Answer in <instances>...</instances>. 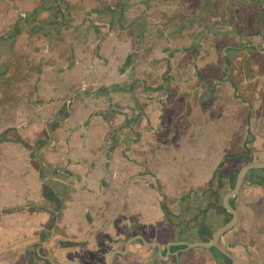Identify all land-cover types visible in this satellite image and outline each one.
<instances>
[{
    "label": "crops",
    "instance_id": "0c3cea01",
    "mask_svg": "<svg viewBox=\"0 0 264 264\" xmlns=\"http://www.w3.org/2000/svg\"><path fill=\"white\" fill-rule=\"evenodd\" d=\"M226 2L202 27L207 42L184 25L166 28L170 0L107 3L114 12L98 2L100 18L130 27L93 29L107 42L84 52L90 32L80 34L75 20L89 8L66 29L62 0H0V264H108L127 244L114 264H221L216 248L184 246L204 242L201 224L163 222L207 206L227 165L225 211L240 170L264 162V152L250 161L264 151V0ZM57 32L60 56L29 67L24 39L48 38L52 48ZM30 79L46 88L25 98ZM252 174L264 171L247 175L231 201L238 223L221 240L235 264H264V182L248 181ZM140 234L162 245L158 255L136 248Z\"/></svg>",
    "mask_w": 264,
    "mask_h": 264
},
{
    "label": "rangeland",
    "instance_id": "374dc122",
    "mask_svg": "<svg viewBox=\"0 0 264 264\" xmlns=\"http://www.w3.org/2000/svg\"><path fill=\"white\" fill-rule=\"evenodd\" d=\"M2 1L5 2L7 0H2ZM62 1H63V3H65V6L62 7L63 11H62V9H60V12L62 13L61 16H63V19H64V22L62 23V27L67 26L66 29L73 27L70 24L69 20L67 19V18H70L69 16H71V15L73 16V14H75L77 12H82V11L84 12V9L87 10V8H89L87 10L88 15L86 17H84L83 20H81V19L75 20V23H78L77 27L79 29L78 31L80 32V34L83 32H85V33L87 32L89 34V32H90V36L87 34V36H89L88 38H83V37L81 38L82 39L81 40L82 45L85 44L87 46L86 50L84 52L89 51V50L91 52L92 48H94L96 46H100V45L104 44L105 42H107V40L103 39V34H105L104 32L101 35L95 34L96 37H95V35L92 36L93 29L95 31L97 29H99L97 31L106 30L107 33L113 34V31L119 30L120 28L123 29L124 31H126L130 27V25L127 24L126 20H122V19L120 20L118 18V16H116V15H113L111 17L112 20L109 17H105L102 19L99 17L101 15V12L100 13L96 12V7H97L98 2L102 3V5L104 6V8L106 10H108L110 12L111 11L114 12L116 10V6H114V4L116 5L118 0H62ZM170 1H172V4L169 6L168 15L162 17L163 20L166 22V25H167L166 28L170 29V27L172 26V28L174 29V26H177L178 32H179L180 30H184V27H186L187 29L183 31L185 34H190L191 36H196L197 38L202 39V41H204V42H207L209 40L208 35H211V34L209 31L203 32L202 27L203 26L207 27L209 24H212L213 17L216 14L223 13L222 11H219V10H223L224 5L227 4L226 0H170ZM111 2H115V3L114 4H107V3H111ZM117 11L119 12L118 9H117ZM57 13H58V10H57ZM96 13L99 15H97ZM103 14H105V12H103ZM118 15H120V14L118 13ZM197 18H199L201 21H199ZM193 19H195L197 21L195 23H193ZM220 21H223L222 18H215L214 22L217 23ZM183 25H184V27H183ZM85 28H86V30H85ZM59 29H61V28H59ZM45 32H47V31H45ZM57 34L59 36H56V40H55V44H54L55 47H52V48L50 47L51 41H48V38L46 39V41H45V39L39 38L38 36H34L32 39H31V36L30 37L27 36L24 39L25 43H23V49L22 50L24 53V60L26 61V63L28 64L29 67L32 66V67L36 68V66H38V64H43L44 67L45 66L50 67L51 63L54 62L55 58L58 55L60 56V50L57 48V46L59 45L60 40L64 43V37L60 35L61 34L60 32H57ZM157 39L158 38L152 39L153 46L155 44H158ZM39 41H42L43 43L39 44ZM49 53H51V54H49ZM1 55H4V54H1V49H0V56ZM46 63H49L50 65L46 64ZM15 68H16V65L11 64V66L7 70L10 76L13 75ZM26 70H27V68L25 67V71ZM46 72H48V71H44L43 76L44 75L47 76ZM2 73L3 72L0 73V76L3 75ZM91 77L93 78V80L96 79V73H92ZM39 81H42V79H39ZM42 84H40L38 86L37 84H35L34 80H32V79L26 81V83L24 85L25 89L23 90V93L25 94V98H27L29 95L31 97V95L38 94L39 90L37 89V87H39L41 89L42 88L45 89L46 88L45 85L44 84L42 85ZM94 85H95V83L93 85H91L90 88L96 89L97 87ZM14 87L15 86H12V87L9 86L8 87L10 96L16 92L15 90H13ZM34 87L36 88L35 90L33 89ZM20 92L21 91H19V93ZM2 93H3V91L1 90V87H0V94H2ZM93 93H95V92H93ZM0 98L4 99V97H1V96H0ZM35 136H36V134L34 135V137ZM1 139H3V136L0 138V140ZM263 152H264L263 150L256 149L257 154L255 153L256 155L251 156L250 161L252 162V161H255L257 159H261V157H263L262 156ZM228 169H229V167H227V165H224L223 168L221 167L219 169V171L217 172V175L214 178V181L211 182V186H210L208 192H206L205 193L206 195H204L205 198H208L209 193H212V200L210 203H211V205H214L216 207L221 205L220 200L222 199V192L227 187H229L228 185H229L230 181L228 182L227 179H230V176L225 174V173H227ZM255 171L262 172V171H264V169L263 170H260V169L254 170V171H252V173ZM249 179L251 181L252 180H254V181L263 180L262 182H264V175H262V179H261V178L257 177L255 174H252L251 176L249 175L248 181H249ZM249 184H251V183H249ZM246 186L250 187L247 184V182H246ZM214 189H217V190L215 191ZM248 198L250 201V197H248ZM210 203H208V204H210ZM216 211H217V209H216ZM219 225L220 224H213V227H218ZM251 225L254 226L255 224H251ZM208 226H211V225H208ZM247 231H250V230L247 229ZM231 245L229 247H231ZM216 256L219 257L218 255H216ZM219 263H220V261H219Z\"/></svg>",
    "mask_w": 264,
    "mask_h": 264
},
{
    "label": "water",
    "instance_id": "95a60500",
    "mask_svg": "<svg viewBox=\"0 0 264 264\" xmlns=\"http://www.w3.org/2000/svg\"><path fill=\"white\" fill-rule=\"evenodd\" d=\"M263 170L264 169V162H253L247 166H244L238 175L236 184L234 189L228 193L223 200V208L227 211V213H230L232 215V219L228 224H224L222 225L220 228H218L217 230H212L209 228V232H210V236H212V240L210 242H200V243H196L193 244V246H191L190 243H183L184 246L189 248H197V247H203V248H216L218 250H220L221 252H223V254L225 256H227L228 258L233 260V264H235V260L234 258L223 248V246L221 245V240L223 238V236L228 233L229 231H231V229H233L239 220V214H237V210L232 207L231 201H233V199L238 195V193L240 192V189L243 186V183L247 177V175L253 171V170ZM141 239L145 244L148 245H152L156 246L159 250H162V245H160L159 243H148L146 242L145 238L143 236L138 237L137 240ZM172 246H174L173 244H170L168 246V248L170 249ZM129 250V245L127 244V246L125 247V250H118L116 252H114L113 254H111V263L113 262L112 258L114 257V255L117 253L118 255H125L127 254ZM161 256L164 257V255ZM61 264H79L78 262L74 261V262H67V263H61Z\"/></svg>",
    "mask_w": 264,
    "mask_h": 264
},
{
    "label": "flooded vegetation",
    "instance_id": "af4514ba",
    "mask_svg": "<svg viewBox=\"0 0 264 264\" xmlns=\"http://www.w3.org/2000/svg\"><path fill=\"white\" fill-rule=\"evenodd\" d=\"M234 208L236 209V207H234ZM216 209H217L218 212L216 211ZM176 212H177L176 213L177 217H178V214H180L179 215V217H180V221L179 222H175L174 221V223H173V222H169V220H167L166 222H163V224H167V223L168 224H201V225H198L197 226V228H198L197 231L198 232L204 231V232H207L208 233V234L206 233V235L202 239L204 242H210L212 240V238H213L212 236L209 235L210 234V232H209V228L210 227L208 225H206V224H222V225H224V224H228L231 221V219H232V215L230 213H227L226 210L225 211H221L220 210V207H217L216 208V206H215V209H214L213 208V205H211V204H208L207 206L204 205V207H202L201 210H198L197 212L195 211L196 213L194 214L193 217H190L188 215V217L185 218V219H181V217L183 218L184 212H181V211H178V210ZM190 218H192V220H188ZM133 224H137V223H133ZM139 236H143V235L140 234ZM146 242H147V240H146ZM134 243H135V245L138 246L136 248L139 249V250L140 249L141 250L142 249L143 250H148V249L150 250L151 249V250H153V252H154L155 255H158V253H159V249L156 246H151L150 247V246H148V244H145L141 239L135 240ZM150 243L151 242H149V244ZM156 243H158V242H156ZM221 245H222V243H221ZM116 251L117 250H114L113 252H116ZM217 255L219 257H216V258L219 259V260L215 259V261H217V262L220 261L221 264H233V260L232 259H229L227 256H225L220 250H217ZM117 256H118V254L116 253L114 255V258L112 259L113 260L112 264H114L115 258H117ZM224 259L225 260L229 259L231 261V263H228V262L225 263V262H223ZM68 262H74V261H68ZM51 263L54 264L55 262L54 261H51ZM61 263H67V262H61ZM61 263H57V264H61ZM110 263H111V259L109 258L108 264H110Z\"/></svg>",
    "mask_w": 264,
    "mask_h": 264
},
{
    "label": "trees",
    "instance_id": "16d2710c",
    "mask_svg": "<svg viewBox=\"0 0 264 264\" xmlns=\"http://www.w3.org/2000/svg\"><path fill=\"white\" fill-rule=\"evenodd\" d=\"M55 9V8H54ZM61 13V12H60Z\"/></svg>",
    "mask_w": 264,
    "mask_h": 264
}]
</instances>
